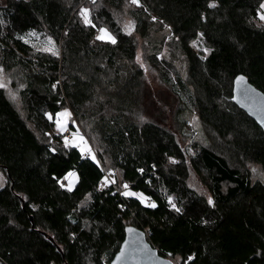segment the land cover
<instances>
[{
  "label": "trees",
  "instance_id": "1",
  "mask_svg": "<svg viewBox=\"0 0 264 264\" xmlns=\"http://www.w3.org/2000/svg\"><path fill=\"white\" fill-rule=\"evenodd\" d=\"M263 1L139 0L126 33L113 11L129 0L87 1L90 24L80 16L84 0H6L0 65L18 69L27 117L0 87V168L8 177L0 187V264H111L128 225L174 264H264V183L248 167L264 170V132L232 101L239 74L264 92ZM103 27L115 44L97 39ZM164 27L173 35L169 52L186 61L187 81L170 80L158 59L162 40L153 35ZM33 34L51 39L57 54L31 44ZM140 38L178 101L172 114L153 94L144 104ZM199 38L209 49L204 57L192 48ZM181 94L198 111L208 144L185 133ZM64 108L95 159L49 138L47 115ZM109 170L120 173V191L127 184L143 202L114 194L104 180ZM70 172L78 176L72 189L61 184ZM192 173L208 196L190 186Z\"/></svg>",
  "mask_w": 264,
  "mask_h": 264
},
{
  "label": "rangeland",
  "instance_id": "2",
  "mask_svg": "<svg viewBox=\"0 0 264 264\" xmlns=\"http://www.w3.org/2000/svg\"><path fill=\"white\" fill-rule=\"evenodd\" d=\"M89 0H84L81 7H79L80 16L85 22V16H84V10L87 9V19L91 21V9L89 7V4L86 3ZM6 0H0V6L4 5ZM264 4V1L262 2ZM138 4H133L132 0H129V2L120 10V11H113V15L115 16L119 27L124 30L126 33H129L134 30V20L132 19L130 15V10ZM264 14V9H260L259 15H258V26H264V20L260 19V15ZM91 23V22H90ZM86 23V24H90ZM103 29L107 30V32L111 35L112 33L106 28L103 27ZM168 27H164L161 29H158L157 33L153 35L154 39H160L162 51L160 52L158 59L162 60V66L165 68V72L167 76L170 78V80L175 81L176 76L179 74L185 81H187V64L186 61L179 56L177 53L173 54L172 52H169L171 47L168 45L169 42H171L173 35L169 34V32L166 30ZM101 35L100 30L97 33V37ZM114 37V36H113ZM42 36L40 34H33L31 37L28 38V41L33 44L35 47L45 50L51 48L53 51L59 50V47L56 48L53 41L51 39H46L44 43L41 42ZM107 41V40H104ZM192 48L195 53H203L201 54L202 57L208 54L209 49L205 46V43L202 38H199L198 40L194 41L192 43ZM148 47L145 49V46L143 44V41L141 38L139 39V48L137 50L136 54V65L143 69L144 72V87L146 88V92L144 94V104L147 105L150 102V95L153 94V96H156L157 99L160 101L161 104L167 106L169 109V114H172L173 109L178 105V101L175 99L172 92L167 88V86L162 85L161 79L159 78L158 72L152 67L151 63L147 61V51ZM165 59V61L163 60ZM0 83L4 85L2 87L5 90L7 98L10 100V102L13 104V106L18 110V112L24 117H27L25 106L22 102V99L19 95V90L21 88V77L20 73L18 72L17 68L7 69L6 67L0 65ZM181 103L185 105V111L183 112V119L186 120L187 126L185 127V133L190 135V139L198 140L201 144H208L209 137L207 134V129L202 124L201 120L199 119L198 111L195 109V107L188 101V99L185 97V95L181 94ZM148 110L152 111L154 107L148 106ZM65 110L68 111L69 115L65 118L60 113H63ZM172 116V115H171ZM47 117L53 122V129L47 132L49 135V138L54 141L55 138L57 139L58 136L61 138L64 137V132L69 129L71 131L70 138H63L61 139L63 145H65V139L69 141V146H76L80 150L84 146V144L87 145V148L91 150V152H83L87 154L88 156L95 157L96 152L94 148L91 146L90 142L88 141V137L86 135L85 130L81 126L80 122H78V119L74 116L73 112L69 108H64L60 112H58L55 115L48 114ZM60 121L62 124H64L63 128H59L57 126V121ZM29 126L31 128L36 129L33 125L29 123ZM83 137L84 144H81L78 140H75L74 138L77 137ZM211 141V140H210ZM108 167V166H107ZM249 170L252 176L253 181H260L264 183V170L259 165H250L248 166ZM109 168V167H108ZM114 172L115 180H117L116 175H119L115 170H109ZM74 175H70L73 174ZM78 176L76 172H70L67 176H65L64 179L61 180V184L68 189H72L74 187V184L77 182ZM8 177L4 170L0 168V187H4L7 184ZM189 184L192 188H194L196 191H198L201 194H206L208 196L207 188L204 186L201 179L195 174L192 173L190 175ZM125 184H122V190L121 192L128 191L134 193L132 190H130L129 186L127 189L124 188ZM137 194V193H136ZM139 194V193H138ZM129 195V196H137L139 195Z\"/></svg>",
  "mask_w": 264,
  "mask_h": 264
},
{
  "label": "water",
  "instance_id": "3",
  "mask_svg": "<svg viewBox=\"0 0 264 264\" xmlns=\"http://www.w3.org/2000/svg\"><path fill=\"white\" fill-rule=\"evenodd\" d=\"M244 77L237 82L238 77ZM232 101L264 132V92L255 87L246 76L239 74L233 81ZM128 229L133 231L129 232ZM117 257H120L118 260ZM111 264H174L160 254L147 239L146 233L134 225L125 228V237Z\"/></svg>",
  "mask_w": 264,
  "mask_h": 264
},
{
  "label": "snow or ice",
  "instance_id": "4",
  "mask_svg": "<svg viewBox=\"0 0 264 264\" xmlns=\"http://www.w3.org/2000/svg\"><path fill=\"white\" fill-rule=\"evenodd\" d=\"M132 3L133 4H138L139 3V0H132ZM215 5L214 4H210V7H214ZM262 9H264V4H261V6H260ZM84 16H85V22L86 23H90V21L87 19V9H85L84 10ZM260 19L261 20H264V14H261L260 15ZM100 32H101V35H99L98 37H97V39L98 40H107V41H110L111 43H113V44H115L116 43V40H115V38L113 37V36H111L108 32H107V30H105V29H103V28H101L100 29ZM46 51H52V54L53 55H56L57 53L55 52V51H53L51 48H49V49H45ZM244 80V77H238L237 78V82L239 83V82H242ZM0 87H4V85L2 84V83H0ZM59 115H61V116H63V117H67L68 115H69V113H68V111L67 110H65L63 113H60ZM57 126L59 127V128H63L64 127V124H62L59 120L57 121ZM75 140H78L81 144H84V141H83V137H79L78 135H77V137H75L74 138ZM68 144H69V141L67 140V139H65V146H68ZM85 151H87V152H91V150L90 149H88L87 148V145L86 144H84V146L81 148V152H85ZM93 159H95V157L93 156ZM70 175H74V173L73 174H70ZM124 188L125 189H127L128 188V185L127 184H125L124 185ZM124 195L125 196H129V195H137L136 193H132V192H128V191H125L124 192ZM139 196H140V198H141V201L143 202V194H138ZM169 202L171 203V198H169ZM208 203L209 204H212L213 203V201L211 200V198H209V200H208ZM156 205L155 204H152L151 205V207H155ZM173 207H175V205H173ZM176 211H180V209H176ZM128 231L129 232H131V231H133L132 229H128ZM117 259L119 260L120 259V257H117Z\"/></svg>",
  "mask_w": 264,
  "mask_h": 264
},
{
  "label": "built area",
  "instance_id": "5",
  "mask_svg": "<svg viewBox=\"0 0 264 264\" xmlns=\"http://www.w3.org/2000/svg\"><path fill=\"white\" fill-rule=\"evenodd\" d=\"M71 136V131L69 129H67L65 132H64V137L62 138H70ZM114 172L112 171H109V172H106V175H105V184L107 187H112L114 190V194L115 193H118V194H121V191L118 189V187L116 186V180H115V177H114Z\"/></svg>",
  "mask_w": 264,
  "mask_h": 264
}]
</instances>
